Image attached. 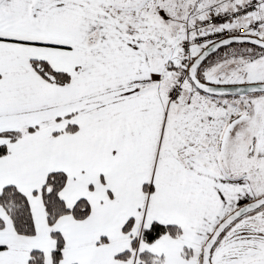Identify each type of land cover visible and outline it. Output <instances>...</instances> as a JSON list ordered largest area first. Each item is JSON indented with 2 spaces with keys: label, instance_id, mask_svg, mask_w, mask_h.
Listing matches in <instances>:
<instances>
[{
  "label": "snow or ice",
  "instance_id": "obj_1",
  "mask_svg": "<svg viewBox=\"0 0 264 264\" xmlns=\"http://www.w3.org/2000/svg\"><path fill=\"white\" fill-rule=\"evenodd\" d=\"M0 264H264V0H0Z\"/></svg>",
  "mask_w": 264,
  "mask_h": 264
}]
</instances>
